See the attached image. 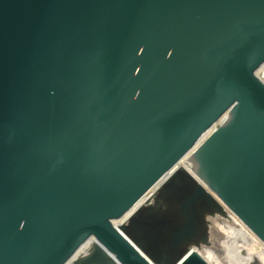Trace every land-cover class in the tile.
<instances>
[{"label":"water","instance_id":"95a60500","mask_svg":"<svg viewBox=\"0 0 264 264\" xmlns=\"http://www.w3.org/2000/svg\"><path fill=\"white\" fill-rule=\"evenodd\" d=\"M263 68L264 0H0V264L264 244Z\"/></svg>","mask_w":264,"mask_h":264},{"label":"rangeland","instance_id":"374dc122","mask_svg":"<svg viewBox=\"0 0 264 264\" xmlns=\"http://www.w3.org/2000/svg\"><path fill=\"white\" fill-rule=\"evenodd\" d=\"M261 76L264 77L263 74ZM239 223L245 228L240 221ZM218 230L222 235V238L217 241L218 253L212 252L213 254L209 256L204 254L210 264H264L261 257L256 255V259L252 258L253 256L249 257V249L252 248V243L245 237L246 235L244 236L239 232V229L232 225L223 224L218 226Z\"/></svg>","mask_w":264,"mask_h":264},{"label":"bare ground","instance_id":"6f19581e","mask_svg":"<svg viewBox=\"0 0 264 264\" xmlns=\"http://www.w3.org/2000/svg\"><path fill=\"white\" fill-rule=\"evenodd\" d=\"M262 74L264 75V68H263V70H262ZM261 74V75H262ZM188 163V161L186 160V161H184L183 162V166L184 167H186L191 173H193L187 166H186V164ZM194 174V173H193ZM231 216H232V218H233V220H234V228H236V229H239V232L241 233V234H243L245 237H247L250 241H251V243H252V248L251 249H249V257H251V256H253L252 258H254V259H256V256L257 257H261L262 258V262H264V244L251 232V231H249V229H247L246 227L244 228L242 225H240V223H239V219L238 218H236L234 215H232L231 214ZM239 220V221H238ZM241 222V221H240ZM242 223V222H241ZM243 224V223H242ZM244 225V224H243ZM245 226V225H244ZM240 236V235H239ZM245 251V250H244ZM253 252H256L255 254L253 253ZM204 254H206V255H210V254H213L212 253V251H210V250H206L204 253H203V256H204ZM254 254V255H253ZM256 255V256H255ZM207 256V257H208ZM205 259H206V257H205ZM258 260V259H257ZM206 261H207V259H206ZM209 263V262H208Z\"/></svg>","mask_w":264,"mask_h":264}]
</instances>
